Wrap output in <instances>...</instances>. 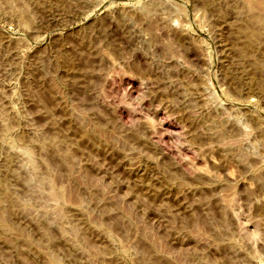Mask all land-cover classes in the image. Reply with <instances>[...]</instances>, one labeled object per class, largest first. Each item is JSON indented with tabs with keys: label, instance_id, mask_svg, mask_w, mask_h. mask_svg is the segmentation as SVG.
<instances>
[{
	"label": "rangeland",
	"instance_id": "obj_1",
	"mask_svg": "<svg viewBox=\"0 0 264 264\" xmlns=\"http://www.w3.org/2000/svg\"><path fill=\"white\" fill-rule=\"evenodd\" d=\"M259 16L0 0V264H264Z\"/></svg>",
	"mask_w": 264,
	"mask_h": 264
},
{
	"label": "bare ground",
	"instance_id": "obj_2",
	"mask_svg": "<svg viewBox=\"0 0 264 264\" xmlns=\"http://www.w3.org/2000/svg\"><path fill=\"white\" fill-rule=\"evenodd\" d=\"M256 4H257V3H256ZM256 7H257V6H256ZM256 19H257V20H261V19L264 20L261 16L257 17ZM253 20H255V19H253ZM259 22H260V21H259ZM260 23H262V22H260ZM255 36H257V35H253L252 37H253V38H256ZM257 39H258V38H257ZM251 41H252V39H251ZM253 41H254V40H253ZM255 41H256V40H255Z\"/></svg>",
	"mask_w": 264,
	"mask_h": 264
}]
</instances>
